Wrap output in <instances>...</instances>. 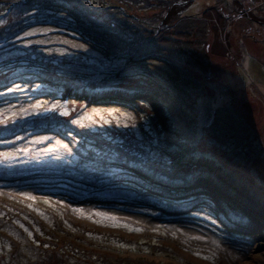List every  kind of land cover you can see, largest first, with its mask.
I'll return each mask as SVG.
<instances>
[{"label": "rangeland", "instance_id": "1", "mask_svg": "<svg viewBox=\"0 0 264 264\" xmlns=\"http://www.w3.org/2000/svg\"><path fill=\"white\" fill-rule=\"evenodd\" d=\"M86 1L0 3V264H264V0Z\"/></svg>", "mask_w": 264, "mask_h": 264}, {"label": "trees", "instance_id": "2", "mask_svg": "<svg viewBox=\"0 0 264 264\" xmlns=\"http://www.w3.org/2000/svg\"><path fill=\"white\" fill-rule=\"evenodd\" d=\"M4 0H0V3H2ZM50 2H56L58 0H47ZM66 5L70 11L71 14H73L75 17H77V22L79 24L82 25V27L87 31H93L95 32V23L92 20L86 19L84 18L83 14H79L80 11V7H79V2L78 0H64ZM191 0H88L86 1L87 3L85 4L88 9H92L95 6H99L101 3L102 4H106L107 7H114L116 9L117 12L123 11L124 13H130L129 10H132V6L129 5L128 2H132L136 5V3L138 5H140V7H137L138 9L146 12L147 9H155L158 11L157 17H158L155 21L156 22H161V26H165L166 23H168L171 18L175 15V13H177L180 10H183L188 3ZM178 2H185L182 4H177ZM238 3V2H237ZM102 7V5H101ZM108 10H111L108 8ZM80 15V16H79ZM133 15V14H132ZM134 16V15H133ZM132 16V20H137L135 17ZM154 21V22H155ZM139 24V23H138ZM141 25V24H139ZM183 28V27H182ZM143 32H146L143 30ZM148 33V32H146ZM146 33H144L145 35H147ZM177 34H180V30L177 29L176 31ZM184 33L183 35H187L189 32H182ZM189 35V34H188ZM159 43H172L173 41H171V38L163 35V36H159L157 38Z\"/></svg>", "mask_w": 264, "mask_h": 264}, {"label": "snow or ice", "instance_id": "3", "mask_svg": "<svg viewBox=\"0 0 264 264\" xmlns=\"http://www.w3.org/2000/svg\"><path fill=\"white\" fill-rule=\"evenodd\" d=\"M33 33H26V35H32ZM62 115H67L66 112L61 113ZM73 123H77L76 121H73ZM29 199H34V197H29ZM105 219L112 220L114 222L113 226H120L115 223V218L114 217H105ZM124 227H128L127 225H123ZM131 231H140V229H130ZM207 259V257H205Z\"/></svg>", "mask_w": 264, "mask_h": 264}, {"label": "water", "instance_id": "4", "mask_svg": "<svg viewBox=\"0 0 264 264\" xmlns=\"http://www.w3.org/2000/svg\"><path fill=\"white\" fill-rule=\"evenodd\" d=\"M182 3H185V2H178L177 4H182Z\"/></svg>", "mask_w": 264, "mask_h": 264}]
</instances>
